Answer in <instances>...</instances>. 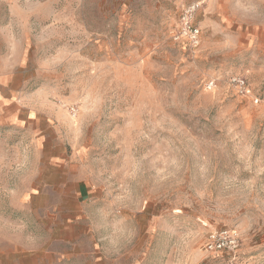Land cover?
Wrapping results in <instances>:
<instances>
[{
	"label": "rangeland",
	"instance_id": "rangeland-1",
	"mask_svg": "<svg viewBox=\"0 0 264 264\" xmlns=\"http://www.w3.org/2000/svg\"><path fill=\"white\" fill-rule=\"evenodd\" d=\"M0 264H264V0H0Z\"/></svg>",
	"mask_w": 264,
	"mask_h": 264
},
{
	"label": "built area",
	"instance_id": "built-area-1",
	"mask_svg": "<svg viewBox=\"0 0 264 264\" xmlns=\"http://www.w3.org/2000/svg\"><path fill=\"white\" fill-rule=\"evenodd\" d=\"M198 8L199 4L194 3L183 10L178 30L173 35L175 41L187 40L193 49L201 45V30L195 22ZM231 81L241 96L254 99L253 91L245 78L236 76L232 77ZM254 100L256 103L259 102L258 98ZM240 239V233L236 229H222L209 235L205 249L212 253H235L239 249Z\"/></svg>",
	"mask_w": 264,
	"mask_h": 264
}]
</instances>
